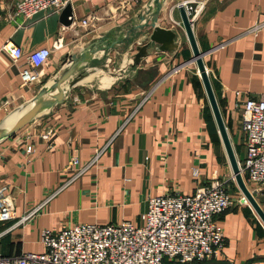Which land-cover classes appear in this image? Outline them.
I'll use <instances>...</instances> for the list:
<instances>
[{
    "label": "crops",
    "instance_id": "crops-1",
    "mask_svg": "<svg viewBox=\"0 0 264 264\" xmlns=\"http://www.w3.org/2000/svg\"><path fill=\"white\" fill-rule=\"evenodd\" d=\"M16 2L0 0V196L15 198L13 218L0 222V254L44 251L40 235L46 228L138 223L149 196L192 194L216 175L223 177L231 165L212 147L219 130L179 25L180 9H197L194 35L231 140L239 146L241 101L264 96V29L244 34L264 22V0H158L157 24L180 29L179 48L165 52L153 43L140 64L123 74L129 57L148 38L150 31L137 26L149 6L156 9L151 0H73L70 25L61 21L63 10L27 20L15 16ZM90 15L96 18L81 25ZM58 39L62 46L54 48ZM7 41L25 56L42 46L53 49L33 85H24L20 76L26 57L13 61L2 48ZM68 55L80 57L77 66ZM157 81L161 84L134 115L145 90ZM47 129H52L49 142L42 138ZM97 150H103L99 161L57 192L73 174L67 170L70 160L85 163ZM242 154L237 153L241 161L245 148ZM194 166H200L199 179L192 174ZM229 193L234 203L220 216L226 237L222 253L187 264H264V223L251 205L240 203V189ZM254 194L264 209V187ZM39 206L35 217L17 225ZM164 264L181 263L166 259Z\"/></svg>",
    "mask_w": 264,
    "mask_h": 264
},
{
    "label": "built area",
    "instance_id": "built-area-1",
    "mask_svg": "<svg viewBox=\"0 0 264 264\" xmlns=\"http://www.w3.org/2000/svg\"><path fill=\"white\" fill-rule=\"evenodd\" d=\"M72 1L17 0L14 15L27 20L40 12H60ZM184 7L193 23L197 9L192 5ZM69 18L72 19V16ZM95 18L90 15L81 20V25H87ZM263 29L264 22H257L244 34L257 35ZM61 40L55 41L53 47L60 48ZM2 48L15 62L25 56L24 50L13 41H7ZM52 51V48L42 46L25 56L20 72L24 85L31 86L40 79ZM160 84L157 81L145 90L134 115ZM240 95L241 92H237V96ZM241 102L244 108L242 131L245 135V156L239 164L247 185H253V188L248 187L255 193L264 187V96L249 97ZM51 135L52 129H47L42 138L49 142ZM27 150L31 152L34 146L29 145ZM102 153L103 150H97L85 163L78 157L72 158L67 170H72L73 174L57 192L80 179L99 161ZM199 170V166L192 168L196 179L200 178ZM14 199L13 195L0 196V222L13 218ZM233 203L226 181L215 177L207 184H200L192 194L176 192L149 196L147 209L138 223L130 220L104 225L82 223L58 232L42 229L40 240L44 251L0 254V264H164L166 259L187 264L212 260L218 258L225 247L226 237L220 216ZM240 203L250 205L243 194ZM39 210L40 206L26 212L17 225L35 217Z\"/></svg>",
    "mask_w": 264,
    "mask_h": 264
},
{
    "label": "water",
    "instance_id": "water-1",
    "mask_svg": "<svg viewBox=\"0 0 264 264\" xmlns=\"http://www.w3.org/2000/svg\"><path fill=\"white\" fill-rule=\"evenodd\" d=\"M158 0H151V4L154 5L156 8L155 10H152L151 6L148 7V12L144 13L141 16V20L143 21L142 24L137 26V29H147L149 30L148 38L145 43L139 44L137 46V52L134 55H131L126 62L122 74L127 71V69L132 66L135 67L140 64L142 58L146 57L150 52L149 48L151 45L157 44L160 48V50L165 52H171L179 48L178 43L176 42L177 37L179 36L180 29L178 28H164L157 24L158 18L161 12V6L157 4ZM181 14V29L184 31L194 54V61H196L199 71L201 73L204 86L206 89L207 97L209 100V104L211 106L215 121L218 126V130L222 139V142L224 144L235 181L241 190L242 194L248 199L250 205L255 210V212L258 214L260 219L264 223V209L258 202L257 198L255 197V194L250 190L248 187L244 176L240 169L239 160L237 158L231 137L229 135L226 123L224 121L214 88L212 86V82L210 79V76L208 74L205 62H204V52L200 51L195 35L194 30L192 26V21L190 20L188 13L185 9V7H181L180 9ZM72 16V6L69 4L63 11L61 12V21L66 24L70 25L72 20L69 19V17ZM86 52V51H85ZM67 60L69 63L72 61L74 66H77L80 62V57L77 55H68ZM71 60V61H70ZM71 71V70H69ZM69 71L66 72L64 76V80L67 79L69 76ZM58 84H54L52 86V89L58 88ZM20 128L19 126L14 127L10 133L18 130Z\"/></svg>",
    "mask_w": 264,
    "mask_h": 264
},
{
    "label": "rangeland",
    "instance_id": "rangeland-1",
    "mask_svg": "<svg viewBox=\"0 0 264 264\" xmlns=\"http://www.w3.org/2000/svg\"><path fill=\"white\" fill-rule=\"evenodd\" d=\"M1 10V9H0ZM4 22V20H3V17H0V27H1V25H2V23ZM149 88V87H148ZM143 96V95H142ZM243 132V131H242ZM242 132H240V134H242L241 135V138H242V143L238 146V145H234L233 144V146H234V149H235V152H236V155H237V153L239 154V156H240V158H241V155H243L242 154V152H243V149L245 148H243V146H245V144H244V142H245V135H244V133H242ZM215 134H216V136H217V141H218V143H216L215 141L212 143L213 145H212V147L214 148V150H215V153H216V155H219V157L223 160V162H227V163H229V161H228V157H227V153H226V150H225V147H224V144H223V142H222V140H221V137H220V134H219V132L218 131H215ZM233 143V142H232ZM238 160L239 161H241L239 158H238ZM199 165V164H198ZM230 165V164H229ZM200 167V166H199ZM193 174V173H192ZM223 177L222 176H219V175H216L215 177L216 178H218V179H221V180H225L226 181V187L228 188V192H229V189H230V191L231 190H234V189H239V187H238V185H237V183H236V181H235V179L233 178L234 177V174H233V171H232V169H231V167L230 168H227V171L226 172H224L223 174ZM194 176V175H193ZM199 176H200V170H199ZM195 177V176H194ZM214 177V178H215ZM196 178V177H195ZM212 179V178H211ZM210 179V180H211ZM248 186L250 187V188H253V185H251V183H249L248 184Z\"/></svg>",
    "mask_w": 264,
    "mask_h": 264
}]
</instances>
